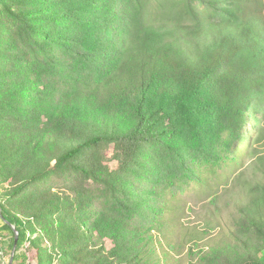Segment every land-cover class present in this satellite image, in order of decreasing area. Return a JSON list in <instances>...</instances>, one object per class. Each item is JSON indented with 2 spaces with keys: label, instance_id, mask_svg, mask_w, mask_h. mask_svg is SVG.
Segmentation results:
<instances>
[{
  "label": "trees",
  "instance_id": "16d2710c",
  "mask_svg": "<svg viewBox=\"0 0 264 264\" xmlns=\"http://www.w3.org/2000/svg\"><path fill=\"white\" fill-rule=\"evenodd\" d=\"M247 111L264 119V0H0L1 249L21 264L27 242L37 264H161L179 247L158 238L167 196L199 179L197 159L243 143ZM256 127L233 241L203 264H264Z\"/></svg>",
  "mask_w": 264,
  "mask_h": 264
},
{
  "label": "rangeland",
  "instance_id": "374dc122",
  "mask_svg": "<svg viewBox=\"0 0 264 264\" xmlns=\"http://www.w3.org/2000/svg\"><path fill=\"white\" fill-rule=\"evenodd\" d=\"M249 112L247 111L246 136L243 134L241 137L244 138L243 143L240 140L237 141L231 148V153L224 151L223 154H227L228 157L218 163L197 159L192 166L199 179L185 178L179 181L175 194L167 196L170 204H167L165 220L168 222L169 232L166 238L163 235L158 238L164 241L168 250H171L168 240L171 244L173 241L179 243V247L172 249L170 257L163 260L161 264H203L200 256L209 253L212 246L223 240L233 241L229 231L236 228L235 220L239 217L237 198H243L241 194L244 192V179L249 182L255 181L256 178L254 157L247 153V149L252 146V141L257 134L256 126L264 122V119L261 122L255 121ZM261 117L262 114H259L258 118ZM243 175H245L244 178ZM52 182L62 184L57 176ZM173 206L174 212L171 209ZM177 220L178 223L175 226ZM190 231H195L199 235L197 241L190 238L191 235H188ZM38 235L39 233H35L32 238L36 239ZM105 243L108 248L112 246L107 240ZM39 244L46 247L48 241L42 237ZM159 249H161L160 245H158ZM191 249L194 255L190 253ZM37 251L30 242H27L19 252L28 256L26 264H37ZM9 252V250L4 252L0 247V264L11 263ZM57 263V259L52 262V264ZM12 264L21 263H14L13 260Z\"/></svg>",
  "mask_w": 264,
  "mask_h": 264
},
{
  "label": "water",
  "instance_id": "95a60500",
  "mask_svg": "<svg viewBox=\"0 0 264 264\" xmlns=\"http://www.w3.org/2000/svg\"><path fill=\"white\" fill-rule=\"evenodd\" d=\"M0 212H2L1 207H0ZM11 225H12V227L16 230L15 225H14V224H11ZM18 235H19V232L17 231V232H16V242H17V240H18ZM15 253H16V251L14 250V251H13V254H12V257H11V263H10V264H12V261H13V259H14V255H15Z\"/></svg>",
  "mask_w": 264,
  "mask_h": 264
}]
</instances>
